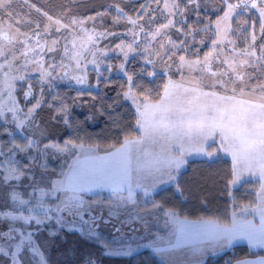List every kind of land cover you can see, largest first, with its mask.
Masks as SVG:
<instances>
[{"label":"snow or ice","instance_id":"6c2138e0","mask_svg":"<svg viewBox=\"0 0 264 264\" xmlns=\"http://www.w3.org/2000/svg\"><path fill=\"white\" fill-rule=\"evenodd\" d=\"M21 2L30 10L24 15L13 11L16 0H0V117L12 113L11 119L18 128L29 125L41 131L36 120L38 110L45 105L44 85L52 88L54 73L67 67L62 60L59 64L44 60V56L55 52L58 46L73 62L74 71L81 73L75 75L65 71L59 78H70L79 85L87 82L82 61L87 62V57L91 56L90 62L99 68L97 53L105 56L106 52L97 45L109 37H117L120 41L112 49L122 57L118 66L120 71H125L130 56L134 59L139 55L146 65L152 66L151 71L142 69L143 74L156 76L159 63L169 71L174 68L180 80L169 76L161 93H158L159 99L152 102L149 93L136 82L135 75L138 74L125 72L126 90L117 95L135 105L136 124L142 135L134 139L125 137L121 146L106 156L89 155L85 161L77 158L65 166L67 171L62 170L59 179L46 177L44 171L34 168L31 160L21 163L17 157L20 154L32 157L33 150L39 155H47L49 150L65 152L76 147L83 153V144L75 145L71 141L63 146L49 143L43 145L41 152L40 143L32 139L24 144L13 141L7 152L0 149V200L3 201L0 205V258L5 264H49L45 244L40 240L49 222H54L56 230L49 231L48 236L55 238L65 229L76 230V221H82L85 214L95 212L101 222L119 218L129 203L136 205L135 188L142 189L147 197L157 186L176 179L180 168L187 163L185 155L192 150L191 145L195 144V150L206 156L215 155V150L207 149L210 147L208 142H214L217 134L219 149L230 153L233 160L229 183L236 185L245 173L259 178V203L252 210L253 215L259 214V223L254 219H238L235 212L231 220L224 223L212 219L189 221L187 217L181 219L175 211L169 210L165 213L169 217L166 223L172 225L169 244L172 249L188 247L201 253L205 248H221L237 240H246L252 247L264 248V83L255 87L250 85L248 81L253 77L247 71L257 66L264 69V0H222V15L208 23H204L201 17L202 0H145L132 14L117 3L112 6L116 11L112 22L116 25L123 21V33L108 29L98 31L96 17L72 14L63 19L54 18L32 0ZM31 10L47 22L33 19ZM253 11L257 14L255 20L250 15ZM4 15L8 17V23H5ZM102 15L96 13L97 17ZM245 16L247 18L242 20ZM89 21L92 27L87 28L85 25ZM192 24L203 26L193 27ZM53 25L55 32L68 31L62 46L60 38L52 36ZM173 33L182 39L173 40ZM202 33H211L214 39H211V50L201 59L200 48L194 52L192 49L197 35ZM207 39L201 36L200 47L205 46ZM237 39L241 40L243 47L237 46ZM229 46L230 51H226ZM190 54L196 58H187ZM217 61L219 64L214 71L213 64ZM29 65L40 73L38 97L33 84L28 82L31 78L25 72ZM185 69L188 73L198 72L201 77L210 75L216 78L208 87L219 85L225 92L230 90L232 95L203 91L201 78L196 76L190 80L193 86L187 87L183 74ZM100 75L102 73H98V82ZM17 81L27 82L26 90L25 85L20 86L21 97L16 95ZM189 96L188 106H180V99ZM54 111V120L59 118L71 126V112L67 105L62 102ZM88 152L92 153L93 149L90 147ZM43 167L46 171L47 166ZM94 188H108L116 196V202L108 206V221L100 212L103 204L84 198L85 193ZM177 190L180 191L179 188ZM153 207L161 206L153 201ZM128 215L130 219H144L139 212L134 217L131 213ZM91 218L95 225L96 217ZM104 248L108 250L106 255L113 256L131 255L132 251L130 244L112 248L105 243ZM156 250L166 252L169 249L157 247ZM87 264L96 262L89 258ZM237 264H264V258L259 261L241 260Z\"/></svg>","mask_w":264,"mask_h":264},{"label":"trees","instance_id":"16d2710c","mask_svg":"<svg viewBox=\"0 0 264 264\" xmlns=\"http://www.w3.org/2000/svg\"><path fill=\"white\" fill-rule=\"evenodd\" d=\"M63 1V5L66 7L72 4L71 0ZM128 2L126 11L132 14V11L138 10L139 4L144 3L145 0H130ZM52 3H56V0L47 2V4ZM77 4L78 8L87 7L85 9L90 13H96L101 6L100 0L79 1ZM222 7V0H202L201 17L204 23H208L209 20L215 21L217 15H222L220 11ZM105 14L110 22L112 17L116 15V11L112 8ZM250 15L252 19H257V14L254 11ZM245 18L247 16L243 17L242 20ZM194 19L195 17H193ZM192 26L202 27L203 25L192 24ZM233 26L235 27V24ZM258 27L259 25H257V29ZM174 36L176 38L179 35L174 34ZM201 36L208 38L206 47L200 52V55H204L211 50V39L214 37L211 33L197 35L193 52L198 48L197 44ZM180 39H182L181 36L175 40L179 41ZM257 43L259 44L260 41L258 40ZM237 46L243 47L240 39H237ZM230 48L231 46L226 51H230ZM190 56L195 55L190 54ZM148 68L132 63L128 74H138L135 75L136 82L142 85L143 89L149 93L151 101L154 102L159 99L158 93H161L163 84L167 82V77L161 74L154 77L143 74L141 70H148ZM247 71L253 77L250 80L252 85L264 83V69L257 66L255 69L248 68ZM91 80L92 86L88 89L56 85L48 91L51 93L49 99L55 97L53 104L57 105V108L63 102L70 108L71 112L69 116L71 126L65 125L59 119L49 121L44 125L51 129L49 139L53 142L71 141L110 149L113 146L121 145L125 137L129 139L139 137L141 131L136 124L138 115L135 105L117 95L126 90L127 76L116 75L110 78H99L98 82L97 76L94 74ZM34 82L36 81H33V90L38 95L39 88L35 87ZM51 102L52 100L49 101V104ZM53 108L49 110L51 114ZM17 140L19 143L26 141L21 137ZM35 164L37 167L40 165L39 162H35ZM232 165L233 162L230 159L222 156L213 161H190L187 169L179 175L173 185L158 191L152 197L165 210L175 211L182 219L187 217L188 220L192 221L212 219L222 223L228 222L231 220L233 212L255 207L258 204L260 190L258 180L245 181L239 187L234 188L229 183ZM50 167L51 165L47 166L48 170ZM178 188L180 191L177 190ZM47 234H44L46 238ZM48 256L50 264H87L89 258L93 259L96 264H163L159 257L150 250H143L131 257L107 256L99 244L77 232L67 230L61 231L59 236L51 239ZM255 257H264V250H252L247 245H239L221 255L209 257L204 264H234L237 261Z\"/></svg>","mask_w":264,"mask_h":264},{"label":"rangeland","instance_id":"374dc122","mask_svg":"<svg viewBox=\"0 0 264 264\" xmlns=\"http://www.w3.org/2000/svg\"><path fill=\"white\" fill-rule=\"evenodd\" d=\"M52 0H32L33 3H36L37 7L42 6L41 8L44 11H48L50 15H52L54 18H64L68 15H76L77 17H96L95 19V27L98 31H103L105 29L121 32L123 33L125 31V23L122 21L119 24L113 25V22L108 20L107 15L105 14L109 9H112L114 4L119 3L121 7H125V10L127 6L129 5L130 0H100L101 6L100 10L97 12L103 13L102 16L97 17L96 13H90L89 11H86L85 8L81 6L78 8V2L79 1H90V0H71L72 4L70 6L66 7L63 5V0L58 1L56 0V3L47 4V2H51ZM134 1V0H131ZM70 3V2H69ZM66 8V9H65ZM65 9V10H64ZM115 9V8H114ZM23 10V11H21ZM93 10V9H92ZM13 11L15 13H19L20 15H24L25 13L29 12L30 10L26 8L21 0H16L15 5L13 6ZM91 11V10H90ZM113 12V11H112ZM111 12V15H113ZM31 16L33 19H36L41 22H47L43 17L40 16L39 13H36L35 10H31ZM19 18V17H17ZM5 23H8V17L4 15L3 17ZM64 22L66 23L67 20L65 19ZM50 23V22H48ZM110 23V24H109ZM85 27L90 28L92 27V22L89 21ZM55 26H52V36L53 38H60V45L62 46L66 41L63 39L64 36L68 35V31L61 30L60 32L54 31ZM23 30V29H22ZM175 33L172 35V39H178V37L175 38ZM71 39V37H69ZM130 39V37L128 38ZM119 38L117 37H109L106 40H102L98 43V48H103L106 52L105 56H100L99 53H97V59L100 61V66L97 68L95 65H93L90 61L92 59L91 56L87 57V62L82 61L84 66V71L87 75V82L85 84L79 85L76 84L75 81L71 80L70 78H64L60 79L62 72H72L75 75H80L81 73L78 71H74L72 68L73 62L69 60V58L64 54L62 51V48L60 46L57 47V50L55 52H49L44 56V60L47 62H55L56 64H59L61 60L63 61L64 65L67 67L63 69H57L56 73H54V85H67L76 87L79 89H88L92 86V76L95 74L98 77V73H102L99 78H110L112 76L116 75H125V72L128 73L129 68L133 64H140L143 66V68H148L149 71L152 70V66L146 65L144 63V60L141 56L137 55L136 58L129 57V61L125 67V71L119 70V65L122 62V57L119 54L118 51H112V49L115 47V44L119 43ZM198 48L200 44L198 43ZM19 47V46H18ZM69 47L71 45L69 44ZM195 46H193L194 48ZM206 47V43L204 47H200V52L202 49ZM184 54V53H183ZM19 56V53H17ZM200 55V53H199ZM187 58L189 59H195V56L188 55ZM200 58H203V55H200ZM23 61L21 60V63ZM171 63V62H170ZM219 64V61L215 62L213 64V70H217V65ZM45 67H47V64H45ZM163 68V71L160 70ZM107 69V70H106ZM157 74L165 75L167 79L169 76L176 81L180 80V75L175 73V69L173 68L171 71H169L167 68H164L163 65L157 63L156 65ZM220 71H223V69H220ZM26 74L28 77H30V81L33 84V81L35 83V87H40V85L37 83L38 78L40 77V73L35 70L31 65L28 66L27 69H25ZM184 76L186 79V86L192 87L193 84L190 82L191 77L196 76L201 78V86L202 90L205 92H218L220 95H232V92L229 90L225 92L223 88H221L219 85H217L215 88L208 87V85L215 82L214 77H211L210 75H204L201 77V74L198 72H192L188 73V71L184 70ZM38 77V78H37ZM153 77V76H152ZM227 79L226 77L224 78ZM17 91L16 95L17 97H21V85H25L24 90H26V81H17ZM250 85H252L251 81H248ZM34 85V84H33ZM255 87L256 85H252ZM231 87V86H230ZM37 88V89H38ZM45 91L43 99L45 101V105L42 106L38 110V116L36 123L41 128V131H37L36 128L31 127L29 125H25L24 128H18L17 123L13 122L11 117L12 113H6L5 116L0 117V149H3L5 152H7L8 147L11 146L12 142L14 141L16 144H24L27 142V140L35 139L40 143L41 152L43 151V145L49 144V143H58L61 146L65 144V142H53L49 138V131L51 129L45 127L46 123L49 121L54 120L53 116L55 115V109H57V105L53 104L54 98H50V91L51 88H48L47 85H44ZM248 91V89H245ZM237 96H239V86H237ZM38 97V95H37ZM247 98V97H244ZM6 99V98H5ZM31 99V98H30ZM182 99L185 101L183 104H187V99H190L189 97H182ZM51 102V107H47L49 104V101ZM156 102V101H154ZM25 102L21 98V105L24 106ZM181 104V103H180ZM28 106L30 107L31 104L29 103ZM54 107L53 113L51 114L49 110ZM59 118L55 119L58 120ZM49 129V130H48ZM140 129V128H139ZM141 131V129H140ZM141 136V135H140ZM218 136V134H217ZM216 136V138H217ZM25 139L26 141H23L22 143H19L18 138ZM16 139V140H15ZM50 141V142H49ZM72 144L80 145V143L72 142ZM122 144V143H121ZM219 146V143H216ZM84 145V144H83ZM121 145L117 147H111L110 149H104L99 148L93 145H84V151L82 153L81 149L76 148H70L69 151L65 152H56L55 150H49L47 155H39L35 150L32 152V157H26V154H20L17 159L21 161V163H26L28 160L32 161V164L34 168L39 169L40 171L45 172V176L51 178L52 180L59 179V173L63 171H67V168L65 167L68 164H72L74 160L79 158L81 161H85L86 157L89 155H95V156H106L109 152L114 151L115 148H119ZM93 149L92 153L88 152L89 148ZM209 149L215 150V155L211 156V161L216 157L218 154L219 148L217 149L216 146H211ZM222 149H220L221 151ZM223 151V150H222ZM224 152V151H223ZM35 157V159H33ZM232 157V156H231ZM35 162H39L40 165L37 167ZM44 165L50 166L49 168H46V171L44 169ZM51 170H53L51 172ZM179 177V176H178ZM177 181V180H176ZM247 181V180H246ZM259 181V180H258ZM245 181H241L236 186L239 187L242 183ZM260 182V181H259ZM236 187V188H237ZM162 190V189H161ZM136 205H132L129 203L127 208L122 209V215L119 218L112 217L111 222H101L100 216L96 215L95 212H93L91 215L85 214L83 220H77L74 227L76 230L69 231V232H77L83 237L99 244L106 253L108 250L104 248V244H109L112 246V248H119L126 245H131L132 251L131 255H121V256H113V255H107L112 257H131L133 255H136L143 250H150L153 252L155 249V254L159 257V259L162 261L163 264H198V261H200V257H205L210 253L211 249L208 250V248H205V250L201 253L199 250L196 249H188L185 251H180L179 249L176 250H170L167 253L157 251V247L163 249L165 248L163 244L164 239L170 238V233L172 231V225L171 223H166V221H169V217L165 215L166 212L169 210H165L163 206L161 207H153V195H148L145 197L143 193L139 192L136 189ZM157 193V192H155ZM126 195V193H125ZM259 196V195H258ZM84 198L86 201L89 202H96L99 204H103L104 207L100 209V212L103 214L104 220L108 221V206L110 204H113L116 202V196L113 194L108 188H94L92 191L85 193ZM155 202V201H154ZM3 201L0 200V205H2ZM156 203V202H155ZM157 204V203H156ZM7 210V209H5ZM250 208L247 209V213H249ZM139 212L140 216H142L144 219H130L128 213H131V215L134 217L135 214ZM27 214V213H25ZM92 216L96 217V224L94 225L92 222ZM182 219V218H181ZM56 226L54 222H49L46 226V229L44 231L45 233H48L49 231H55ZM66 230V229H65ZM42 235L40 237V240L45 244L46 247V256H48V251H50L51 248V239L49 236ZM48 235V234H47ZM153 241L156 243L153 244ZM2 243V241H0ZM228 250V249H227ZM167 252V251H166ZM154 253V252H153ZM225 253V252H224ZM223 254V253H222ZM210 255V254H209ZM221 255V254H219ZM218 256V255H213ZM196 257H199L198 259H195ZM172 258L173 262L167 263L168 259ZM49 261V259H48ZM0 264H5V261L3 258H0ZM50 264V263H49Z\"/></svg>","mask_w":264,"mask_h":264},{"label":"crops","instance_id":"0c3cea01","mask_svg":"<svg viewBox=\"0 0 264 264\" xmlns=\"http://www.w3.org/2000/svg\"><path fill=\"white\" fill-rule=\"evenodd\" d=\"M238 98H239V96H237ZM185 101L181 98L180 99V102L179 103H181L180 104V106H182V107H187L188 106V104H183ZM141 135H142V130H141ZM209 143V145H210V147L211 146H216L217 147V149L219 148V146H218V144H216V143H220V141H219V135L217 136V138H215V141L213 142V141H209L208 142ZM187 146V145H186ZM197 146L195 145V144H193V145H191V148H192V150L190 151V152H188V153H186V155H185V159H186V161H187V163L186 164H184L181 168H180V170H179V174L177 175V177H176V179L175 180H171V181H167L166 183H164V184H161V185H159V186H157V188L154 190V191H150V193H149V195H152V194H155V192H158V191H160L161 189H164V188H167V187H169V186H171V185H173L175 182H176V180L178 179V176L181 174V173H183L186 169H187V166H188V163L190 162V161H193V160H209V161H211V157H209V156H206L204 153H201V152H197L196 150H195V148H196ZM210 147H208V151H213V150H211V149H209ZM151 149H146V151H150ZM156 151L158 152L159 151V146L157 145L156 146ZM220 156H222V157H225V158H228V159H230L232 162H233V160H232V157H231V154L230 153H228V152H223L222 150L220 151V149H219V151H218V154L216 155V157L214 158V159H212V161L213 160H216L218 157H220ZM145 159H147V157H145ZM249 181V180H259V178L256 176V175H249L248 173H245L244 174V177H243V179L241 180V181ZM240 181V182H241ZM239 182V183H240ZM238 184V183H237ZM236 184V185H237ZM236 185H233V187L234 188H236L237 186ZM136 189L139 191V192H141V193H143V191H142V189H139V188H135L134 190H135V192H136ZM259 192H260V190H259ZM259 197V196H258ZM258 203H259V199H258ZM256 207V206H255ZM255 207H252V208H250V212L249 213H247V209H249V208H245V209H243V210H240V211H238V212H236V214H237V218L238 219H246V220H253L254 219V221L256 222V223H259V214L258 213H256L255 215H253V213H252V210L255 208ZM189 221H192V220H189ZM171 239V237L170 238H166V239H164V241H163V244L162 245H164V247L165 248H163V249H169L167 252H165V253H167L168 254V252L170 251V250H176V249H172L171 248V246H170V244H169V240ZM239 245H247L249 248H251L252 250H264V248H260V247H252V246H250L249 244H248V242L246 241V240H237L236 242H234L233 244H231V245H229V246H225V247H221V248H215V249H213V248H208V250L209 249H211V251H210V253H208V255H206L205 257H196L195 259H200V261H202V264H204L205 262H206V260L209 258V257H213V255H219V254H222V253H224V252H226L227 251V249L229 250V249H231V248H233V247H236V246H239ZM188 249H190V248H188V247H184V248H180L179 250L180 251H185V250H188ZM153 252L155 253L156 251H155V249L153 250ZM210 254V255H209ZM261 258H264V257H255V258H247V259H243L244 261H259ZM168 259V261H167V263H169V262H173V259L172 258H167ZM241 261V260H240ZM234 264H237V262H235Z\"/></svg>","mask_w":264,"mask_h":264}]
</instances>
